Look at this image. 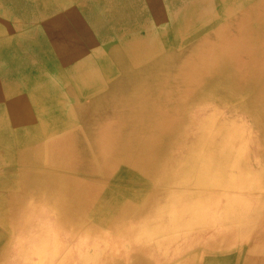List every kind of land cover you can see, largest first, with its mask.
<instances>
[{"label": "bare ground", "instance_id": "obj_1", "mask_svg": "<svg viewBox=\"0 0 264 264\" xmlns=\"http://www.w3.org/2000/svg\"><path fill=\"white\" fill-rule=\"evenodd\" d=\"M263 212L264 0H0V264H264Z\"/></svg>", "mask_w": 264, "mask_h": 264}, {"label": "rangeland", "instance_id": "obj_2", "mask_svg": "<svg viewBox=\"0 0 264 264\" xmlns=\"http://www.w3.org/2000/svg\"><path fill=\"white\" fill-rule=\"evenodd\" d=\"M125 12H127L128 13V11H129V9H123ZM123 16H125L124 17V20H126V18H127V15L126 14H123ZM120 19H121V21H118L117 23H122V22H124V21H122L123 20V17L121 16L120 17ZM128 20H129V22L127 23V24H125V26L126 27H128V29H130V30H133V29H136V20H134L131 16H130V18H128ZM132 23V24H131ZM130 26V27H129ZM63 42V41H62ZM27 57H28V51H27ZM239 131V130H238ZM243 142L244 141H239V142H237V145H240V146H242L243 145ZM236 150H237V147H234ZM201 150H199V152H200ZM237 152V151H236ZM188 159H190V157L189 158H184V160H188ZM198 160H200V159H198ZM255 160H258V159H255ZM238 179H240V175L237 177ZM221 181V179H219V182ZM229 202V203H228ZM224 203L225 204H230V199L229 198H225L224 199ZM263 214H264V212H263ZM215 215V214H214ZM32 239V237H28V243H30L29 245H30V247L28 248V260H29V262H30V255L32 254V253H35V255H36V250L34 249V246H33V240H31ZM40 249L42 250V247H40ZM32 250V251H31ZM29 252H30V254H29ZM119 252H115V254H118ZM53 258H54V256H52ZM35 258V257H34ZM34 258L32 259V262H33V260H34ZM53 258H51V260L48 262L49 264H54L53 262H52V259ZM37 259H38V257H36V260H35V262H34V264L36 263V261H37ZM28 262V261H27Z\"/></svg>", "mask_w": 264, "mask_h": 264}]
</instances>
